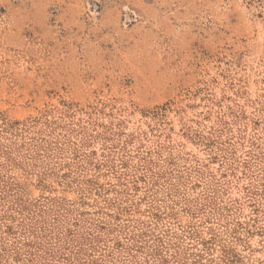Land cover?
<instances>
[{
  "label": "rangeland",
  "instance_id": "obj_1",
  "mask_svg": "<svg viewBox=\"0 0 264 264\" xmlns=\"http://www.w3.org/2000/svg\"><path fill=\"white\" fill-rule=\"evenodd\" d=\"M36 119L0 264H264V0H0V125Z\"/></svg>",
  "mask_w": 264,
  "mask_h": 264
},
{
  "label": "trees",
  "instance_id": "obj_2",
  "mask_svg": "<svg viewBox=\"0 0 264 264\" xmlns=\"http://www.w3.org/2000/svg\"><path fill=\"white\" fill-rule=\"evenodd\" d=\"M39 121V119H36V120H31L29 123L30 124H26L27 122H8V121H5V122H1L2 124L0 125V131H4V132H8V130H11L13 129V127H16L17 129H20V131H29L31 129V127H33V125ZM43 122L47 123L48 120H44ZM21 125V126H20ZM34 145L38 146L36 143H33ZM157 251H158V248L155 249V253L154 254H157ZM226 253V256L223 257L222 259V263L221 264H230L232 263V261H229L231 260L230 259V255H229V252H225ZM199 257H201V255H199ZM159 260L161 261V264H167V259L166 257H158ZM182 264H185V263H182ZM201 264H204L201 262Z\"/></svg>",
  "mask_w": 264,
  "mask_h": 264
}]
</instances>
